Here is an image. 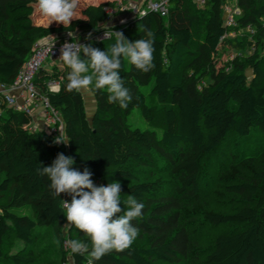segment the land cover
Returning <instances> with one entry per match:
<instances>
[{
  "label": "trees",
  "instance_id": "1",
  "mask_svg": "<svg viewBox=\"0 0 264 264\" xmlns=\"http://www.w3.org/2000/svg\"><path fill=\"white\" fill-rule=\"evenodd\" d=\"M119 1L78 0L75 13L79 15L63 24L42 15L36 0H0V82L15 79L36 41L64 31L97 30ZM226 3L240 10L234 26L225 25ZM202 7L207 13L205 37L196 45L194 31L200 17L184 6V0H170L167 16L148 11L130 25L115 27L130 41L146 31L155 37L152 70L141 73L129 61L122 63L121 75L132 96L127 108L108 102L105 90H96L92 91L94 112L89 115L84 93L65 90L68 67L64 63L39 69L35 84L61 113L67 145L55 142L59 136L31 131L32 114L9 106L0 95V264H33L41 228H50L62 242H87L84 253H72V264H89V260L92 264H180L193 255L182 209L200 191L202 158L233 134L245 138L256 128L264 135V0H205ZM33 15L42 16V21L35 22ZM107 41L109 48L115 34L92 46L104 50ZM230 51L236 53L234 58L222 62ZM53 83L59 84L57 91L50 89ZM134 110L149 122L156 111L162 114V129L132 126L129 115ZM61 152L74 158V168L88 167L92 180L104 185L119 180L121 196L133 195L144 202L136 223L148 236L146 245L134 242L129 249L113 250L98 260L90 256L87 234L65 219L62 197L70 196L54 197L50 181L36 172L38 161L50 165ZM133 164L169 168L177 176V186L167 194L161 181L142 179ZM227 188L244 205L228 213L210 212L207 219L213 226L244 227L219 233L201 262L264 264V170ZM9 237L23 243L11 255L2 250Z\"/></svg>",
  "mask_w": 264,
  "mask_h": 264
},
{
  "label": "clouds",
  "instance_id": "2",
  "mask_svg": "<svg viewBox=\"0 0 264 264\" xmlns=\"http://www.w3.org/2000/svg\"><path fill=\"white\" fill-rule=\"evenodd\" d=\"M77 3L78 0H36L42 15L63 24L75 18ZM154 43L151 31L133 41L123 32L115 31L114 43L104 50L77 40L64 42L59 59L68 67L65 90H105L108 102L127 108L132 96L121 75L122 63L127 60L141 73L149 72L155 67ZM55 142L67 145L69 139L55 138ZM74 163L72 156L61 152L50 165L38 161L36 172L50 181L54 197H62V193L70 196V199L62 197L65 219L87 234L92 258L98 260L113 250L129 249L139 236L136 221L143 215L144 202L133 195L122 200L119 180L97 186L91 178L92 171L88 167L83 171L74 168ZM66 243L75 254H82L88 248L87 242L78 239Z\"/></svg>",
  "mask_w": 264,
  "mask_h": 264
},
{
  "label": "rangeland",
  "instance_id": "3",
  "mask_svg": "<svg viewBox=\"0 0 264 264\" xmlns=\"http://www.w3.org/2000/svg\"><path fill=\"white\" fill-rule=\"evenodd\" d=\"M128 1V5L131 2L129 8L135 7L133 4H136L137 0ZM199 2L194 3L192 0H184V6H188L192 12H197L200 17L194 31V45L202 42L205 37L204 24L207 13L202 7V3ZM125 13L126 11L117 9L115 12H110L109 19L116 18L115 20L119 24L123 21ZM42 19V16L33 15L35 22L42 21ZM108 43L109 41L104 43L106 45L104 47L108 48ZM235 54L233 51L224 54L221 58L222 62L230 61ZM52 61V59L46 60L42 66L52 68L56 63L63 65L62 61L56 63H52ZM246 74H251L249 68L246 69ZM53 84V89H56L58 83ZM82 92L89 108V115H92L95 106L94 94L91 90ZM0 101L2 104L3 101L1 99ZM33 117H36V115ZM129 122L132 126H146L160 131L163 127V116L156 111L149 122L142 116L140 111L134 110L129 115ZM133 166L142 179L161 181L163 184L162 190L167 194L172 193L177 186V176L169 168H163L159 164L154 168L150 165L139 166L133 164ZM201 166L200 191L195 199L186 201L182 209V221L190 230L194 253L180 264H202V259L212 248L214 239L219 233H230L244 227L243 224L235 223L213 226L208 221L207 214L210 212L228 213L244 205L240 196L230 192L227 186L243 180H251L254 172L264 170V135L256 128L245 138H239L233 134L225 139L215 151L206 154L202 158ZM93 182L97 186L103 184L100 180H93ZM127 198L122 196V200L126 201ZM25 212L32 213V210L26 209ZM67 223L69 222L67 221ZM36 235L34 246L36 261L33 264L73 263L72 252L66 243L69 241L68 239L65 242L60 241L50 228H41L37 230ZM64 235H66V231ZM147 241L148 236L139 230V236L134 242L144 246ZM22 245V241L9 237L5 239L2 250L5 254L11 255L16 253Z\"/></svg>",
  "mask_w": 264,
  "mask_h": 264
},
{
  "label": "built area",
  "instance_id": "4",
  "mask_svg": "<svg viewBox=\"0 0 264 264\" xmlns=\"http://www.w3.org/2000/svg\"><path fill=\"white\" fill-rule=\"evenodd\" d=\"M204 1L200 0V3H204ZM169 6L170 0H144L141 6H135L132 9L128 5L119 2L118 7L108 10L109 14L110 12H115L117 9L126 11L123 21L117 25H104L97 30L86 32L64 31L36 41L30 56L15 79L11 83L0 82V95L3 96L4 101L9 106L31 114L34 108L40 105L44 110L43 122L46 132L60 138H65L64 121L61 113L54 108L48 96L43 94L35 84V77L43 63L51 59L53 60L52 63L62 61L59 59L61 54L60 49L61 45L66 41L77 40L79 43H91L92 45L100 43L114 36L115 27L130 25L138 16L144 15L148 11H156L163 16H167ZM223 9L225 25H236V17L240 13V10L229 3H226ZM249 30L251 33H254L252 28H249ZM50 89L57 91L53 89L52 84L50 85Z\"/></svg>",
  "mask_w": 264,
  "mask_h": 264
},
{
  "label": "crops",
  "instance_id": "5",
  "mask_svg": "<svg viewBox=\"0 0 264 264\" xmlns=\"http://www.w3.org/2000/svg\"><path fill=\"white\" fill-rule=\"evenodd\" d=\"M81 2H84L83 0H80ZM102 0H89V1H86L85 0V3L87 4H96L98 2H100ZM143 1L144 0H137V2H139V4H133L134 6H141V4H143ZM120 3H124L125 5H128L127 3L129 2L128 0H120L119 1ZM131 4V2H130ZM130 4L128 5V7L130 6ZM79 14L76 12L74 13V17H77ZM110 16H108L107 20L105 22H103V26L104 25H117V21L115 20L116 18L114 19H109ZM54 84H52L53 86ZM59 89V84H56V89L54 90H58ZM36 115V117H33V122L31 123L30 125V130L31 131H39L41 133H46V129L44 127V110H43V107H41L40 105L35 107L33 112H32V116ZM42 120H41V119Z\"/></svg>",
  "mask_w": 264,
  "mask_h": 264
}]
</instances>
